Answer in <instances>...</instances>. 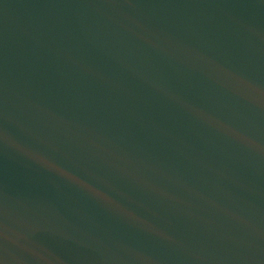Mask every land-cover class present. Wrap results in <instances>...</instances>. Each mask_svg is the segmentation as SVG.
<instances>
[{
	"label": "water",
	"instance_id": "95a60500",
	"mask_svg": "<svg viewBox=\"0 0 264 264\" xmlns=\"http://www.w3.org/2000/svg\"><path fill=\"white\" fill-rule=\"evenodd\" d=\"M0 264H264V0H0Z\"/></svg>",
	"mask_w": 264,
	"mask_h": 264
}]
</instances>
